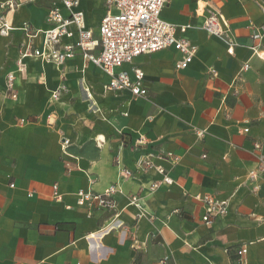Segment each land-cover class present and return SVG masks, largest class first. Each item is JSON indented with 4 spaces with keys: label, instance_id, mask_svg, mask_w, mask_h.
<instances>
[{
    "label": "crops",
    "instance_id": "crops-1",
    "mask_svg": "<svg viewBox=\"0 0 264 264\" xmlns=\"http://www.w3.org/2000/svg\"><path fill=\"white\" fill-rule=\"evenodd\" d=\"M55 3L0 0L16 28L0 36V264H238L242 247L247 264H264V0H169L161 17L185 27L176 35L197 53L184 69L173 48L123 65L131 78L133 67L144 72L146 98L106 92L109 77L79 53L61 66L27 57L17 71L30 44L20 27L45 30ZM77 10L98 39L104 0H78ZM211 12L229 25L231 55L202 28ZM41 46L39 34L30 47ZM59 85L66 93L54 99ZM146 154L170 184L150 188L161 180L153 167L134 173ZM110 186L119 189L114 210L77 205V192ZM201 195L227 202L210 225Z\"/></svg>",
    "mask_w": 264,
    "mask_h": 264
},
{
    "label": "built area",
    "instance_id": "built-area-1",
    "mask_svg": "<svg viewBox=\"0 0 264 264\" xmlns=\"http://www.w3.org/2000/svg\"><path fill=\"white\" fill-rule=\"evenodd\" d=\"M169 0H104L105 14L99 25V38L95 39L93 32L85 25L84 14L77 10L78 0H57L47 11V28L43 31L34 29L31 25L24 23L20 30L25 34L30 44L26 46L16 62L17 71L23 72V59L27 57L39 58L45 62H51L61 66L66 60L73 58L79 53L82 58L99 68L109 77V82L104 86L106 92H120L128 90L133 98L147 97V90L144 84L145 74L137 67L131 69V78L128 71L122 69L123 65L131 64L133 60L141 55H149L160 50L173 48L181 54V59L176 64V69L186 68L197 53V48L189 41L177 37V30L184 32L185 27H177L165 21L161 17V12ZM4 6H0V36H9L16 30L8 21L4 19ZM115 11L113 14L112 12ZM203 30L212 36L222 38L227 43V53L233 54L234 43L229 39V25L219 12H211L207 15L202 24ZM264 29V25L262 26ZM39 34H42V46L39 49L30 47L31 41ZM259 33L253 34V39H260ZM67 40V42H65ZM98 48V52L95 50ZM252 52L258 58L261 53L258 46H253ZM248 68L244 64L243 70ZM14 74L10 72L6 76V89L13 99ZM66 87L59 85L52 93V98L57 99L66 93ZM244 129L243 132H247ZM204 130H199L197 134L202 136ZM137 145L143 144V139L138 140ZM67 144L63 140L64 145ZM255 148H259L256 144ZM153 155L146 154L135 163V174H142L147 169L153 167L161 180L154 182L150 188L155 189L159 184H170L172 180L167 175L164 168L153 163ZM264 167V156L260 157ZM120 175L129 178L132 172L122 170ZM250 178L255 177L254 172L249 173ZM56 190L57 187L54 186ZM119 193L116 186H110L103 193H93L90 191H79L76 194V203L80 207L88 209L89 214L93 208L114 210L116 207L115 195ZM55 200H60V196L55 193ZM204 209L202 222L210 225L213 221L226 213L227 202L217 200L210 195L196 196ZM130 205L140 209L139 199L136 196L130 197ZM108 232V230H107ZM246 248L237 250L238 264H247L244 260ZM167 258H162L157 264H166Z\"/></svg>",
    "mask_w": 264,
    "mask_h": 264
},
{
    "label": "bare ground",
    "instance_id": "bare-ground-1",
    "mask_svg": "<svg viewBox=\"0 0 264 264\" xmlns=\"http://www.w3.org/2000/svg\"><path fill=\"white\" fill-rule=\"evenodd\" d=\"M99 138H100V140L103 139V137H101V136Z\"/></svg>",
    "mask_w": 264,
    "mask_h": 264
},
{
    "label": "rangeland",
    "instance_id": "rangeland-1",
    "mask_svg": "<svg viewBox=\"0 0 264 264\" xmlns=\"http://www.w3.org/2000/svg\"><path fill=\"white\" fill-rule=\"evenodd\" d=\"M113 14L115 13V11L112 12Z\"/></svg>",
    "mask_w": 264,
    "mask_h": 264
}]
</instances>
